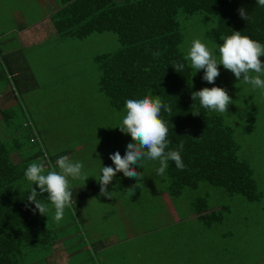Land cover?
Masks as SVG:
<instances>
[{
	"label": "rangeland",
	"instance_id": "1",
	"mask_svg": "<svg viewBox=\"0 0 264 264\" xmlns=\"http://www.w3.org/2000/svg\"><path fill=\"white\" fill-rule=\"evenodd\" d=\"M49 1L54 3V6H47L49 9L55 8L56 3L59 4L57 0ZM44 19L45 13L39 0H0V47L7 49L4 55L9 62L11 60L10 63L20 64L21 62L16 60L23 59L27 66L30 65L28 72L33 79L30 85L18 84L19 90L15 88L17 97H14L11 78L0 57V92L3 91L9 98V101L0 100V135L9 147L15 144V138L21 137V133L18 135L14 132L15 128L21 131L22 124L26 120V114L23 112L25 106L50 152L55 153L57 158L67 156L70 160L82 162L84 165L83 173L88 178L86 181L70 179L71 189L78 193L79 198H72V209H66L63 219L59 221L63 225H69L58 235H71L73 230H76V222H74L76 220H73V215L76 219L84 220L85 224L82 228L85 232H89L73 238L72 241L79 242L69 250L72 253L73 263L77 262L78 255H87L89 259L93 256H101V253L96 255L95 251L93 252L94 246L97 248L99 246L86 236L93 235L92 232L126 233V230L118 229L117 224L123 223L127 226V223L130 225L131 222L134 223L132 230L141 235L134 238L125 234L121 236L128 238V244L123 246L124 253H129L130 248L133 251H151L153 247L151 241H157L158 238L161 241L160 245L167 246L162 241L166 243L167 237L174 236V232L176 234L181 232L180 237L177 235L174 238L175 248L178 247L180 257L190 260L188 264L247 263L248 260L242 257L243 248L247 249V247L242 245L237 247V243L240 241L244 243L248 238L255 240V235L262 236L264 231V90L253 89L242 79L237 80L234 74L224 69L222 65L218 66L220 75L214 84L202 79L204 70L197 72L194 70V76L199 79L203 88L214 86L224 88L232 98V104L225 114L236 130V137L240 143L239 155L249 160L255 168L254 178L259 195L257 200H250L242 194H230L222 188L208 184H204L200 190L187 192L188 197L185 200L187 203H190L195 196L202 195L209 200L212 208L218 210L222 208L228 220L224 230H232L233 234L230 238L219 236V239L228 246L226 248L222 245L218 246V228L212 233L199 221L191 223L190 220L196 219L195 215L191 214L185 220L189 224H185L184 227L182 225L179 227L177 223L172 226L171 221H167L164 217L165 221L157 222L159 225L166 222L164 227L154 230L151 224L154 222L152 215L156 201L160 198L155 195L160 190L161 184V175L156 172L159 167L158 161H142L137 170L142 173L143 179L138 186L133 187L137 183L135 179L134 182H127L132 179L118 172L107 186L111 198L100 195L99 179L102 175V167H114L110 154L119 151L124 155L126 145L132 139L130 135L122 133L119 129L124 117L121 111L112 108L109 99L99 90L100 69L94 60L96 55L114 51L119 47L117 35L105 31L93 33L83 39L61 37L56 32L52 19L53 33L41 43L24 46L18 31H1V29L10 30L11 27H18L25 22L41 24ZM178 19L189 38L190 47L193 40L200 39L219 61V53L215 52L217 44L206 35L216 23L215 15L198 13L187 16L180 13ZM3 32L7 34L3 35ZM25 145L26 154L38 149L37 146H29L27 141ZM13 160L20 161V155L15 153ZM40 160L45 161L44 156H41ZM32 162L40 161L34 159ZM89 183L91 186L94 183L98 192L88 196L81 195L80 191ZM32 186L36 187L32 182L24 180L21 187ZM48 203L53 206L50 201ZM168 204H171L170 200ZM184 204L182 209L186 211ZM170 206L171 216L176 220V213L179 211L174 204ZM117 213L125 214L131 220L119 219L116 223L115 219H106V215L110 217L111 214L114 216ZM49 214L54 219V206L51 207ZM71 222L74 224H70ZM167 227H170L168 229L170 231H167ZM262 245L263 241L261 247ZM24 255V257L35 255L34 260L46 261L51 256V252L45 246L29 244L24 246ZM35 264L49 263L36 261ZM158 264H183V262L166 258L160 260Z\"/></svg>",
	"mask_w": 264,
	"mask_h": 264
},
{
	"label": "trees",
	"instance_id": "2",
	"mask_svg": "<svg viewBox=\"0 0 264 264\" xmlns=\"http://www.w3.org/2000/svg\"><path fill=\"white\" fill-rule=\"evenodd\" d=\"M57 1L60 8L54 14L53 22L61 37L83 39L105 31L117 35L120 45L116 50L94 57L100 69L99 90L109 99L112 108L120 110L124 116L125 101L146 94L158 95L171 107V114L162 111L161 116L169 121V148L177 149L183 143L181 156L186 167L179 170L174 162L169 161L166 173L160 177V190L155 196L165 193L172 200L179 211L177 215L180 222H176L179 227L189 224L185 220L191 214L196 218L190 220L191 223L199 221L212 233L218 228V246L226 248L228 244L219 238H230L233 231L224 230L228 220L222 208H212L209 200L202 195L195 196L187 203V192L200 190L204 184H208L230 194H242L250 200H257L255 168L249 160L239 155L240 143L228 116L206 110L198 99L193 101L191 98L196 88L203 87L199 79L195 78L190 61L185 60L190 43L178 17L180 13L187 16L198 13L215 15L216 23L206 35L216 42L215 52L219 53L223 39L233 31H239L264 44V7L256 4V0ZM240 8L246 10L250 19L245 21L240 17ZM156 51L162 53L159 58L153 56ZM261 60L264 61V57ZM4 63L11 70V66ZM174 63L184 64L183 71L177 72L172 67ZM25 71L28 73L25 83L30 85L32 75L28 70ZM16 90H19L18 84ZM23 112L26 120L22 130L15 128L14 132L18 135L21 133L29 146H37L38 149L26 154V141L21 137H16L15 144L9 147L0 135V264H16L28 242L44 245L56 237L50 223L38 210L34 211L35 205L27 200L32 187L21 186L27 180L24 172L32 160L43 163L47 172L58 158L47 148L25 106ZM15 153L20 155L21 160L18 162L13 160ZM41 156H44L45 161L40 160ZM34 188L39 192L38 186ZM95 188L94 183L92 186L89 183L80 193L88 196L98 192ZM71 191L72 198H79L77 192ZM38 198L44 200L47 207L50 206L46 200L47 193ZM160 201L161 198L156 201L153 216L157 222L165 221L164 217L171 221L170 209ZM182 204L186 211L182 209ZM73 216L74 222L79 225L81 219ZM169 228L167 231H170Z\"/></svg>",
	"mask_w": 264,
	"mask_h": 264
},
{
	"label": "clouds",
	"instance_id": "3",
	"mask_svg": "<svg viewBox=\"0 0 264 264\" xmlns=\"http://www.w3.org/2000/svg\"><path fill=\"white\" fill-rule=\"evenodd\" d=\"M256 4L264 7V0H256ZM238 13L245 21L250 19L244 8L238 9ZM162 53L153 52V56L159 58ZM219 61L215 58L212 50L201 42L200 39L192 41L185 60L190 61L191 68L195 72L204 70L202 79L209 84H214L220 75L218 66L231 71L237 80H243L252 86L253 89L264 90V44L242 35L239 31L223 39L219 46ZM177 72H182L184 64L174 63L172 66ZM253 73L255 75H253ZM193 101L198 99L202 108L226 113L232 104V98L227 91L221 87H204L199 91L191 93ZM126 114L122 119L119 129L122 133L131 136V142L127 143L124 155L119 151L110 154L114 167L103 166L102 175L99 179L100 195L111 198V193L107 186L118 172L129 179H135L138 186L143 179L142 173L137 169L142 161H158L159 167L156 169L158 175H164L169 167V161L175 163L179 170H184L186 165L183 162L181 152L183 143L177 149H170L169 145V121L162 118L161 113L171 114V107L164 103L162 99L151 94H146L140 98H130L125 101ZM199 115V113H193ZM84 165L79 161H72L67 156H61L55 161V165L45 174V166L41 162H32L24 172V176L32 185L39 188V192L32 186V190L27 200L35 205V210L39 214L46 216L49 209L39 199L47 193V199L54 206V219L59 222L63 219L65 210L70 209L73 204L71 180L84 179L87 176L83 173ZM58 169V170H57Z\"/></svg>",
	"mask_w": 264,
	"mask_h": 264
},
{
	"label": "crops",
	"instance_id": "4",
	"mask_svg": "<svg viewBox=\"0 0 264 264\" xmlns=\"http://www.w3.org/2000/svg\"><path fill=\"white\" fill-rule=\"evenodd\" d=\"M39 1L41 2L42 6H43L44 13H45V19L43 20V22L41 24H38L36 22H34V23L33 22H29V23L25 22V23L19 24L18 27H11L10 30L1 29V31H18L20 38L22 39V43L25 44L24 46H33L34 44L41 43L42 41H44L50 33H53V31H51L53 29V27L51 25L52 19L55 16L54 14L60 8V5L56 3L55 8L49 9V7H47V6H50V5L54 6L53 2H51L49 0H39ZM56 32H57V30H56ZM6 34H7L6 32L5 33L3 32V35H6ZM5 51H7V49L5 50V48L0 47V57H3V59L5 60L4 62H7V65L11 66L12 71L10 70V68H8L5 65L7 67L6 71L8 73V76L11 78V81H12L11 86H12V88H14V97H16V95H17V92L15 91L16 85L17 84H19V85L25 84V81L28 80L26 78V75L28 73L25 70L29 71L31 66L30 65L27 66L23 59H17L16 60V62H21L22 64L21 63L20 64L10 63L11 60L9 62L8 58H7V60L5 59V57H7L4 55ZM1 99H6L7 101H9L8 96L3 91L0 92V100ZM95 191H97V190H95ZM158 195L160 196L161 200L171 210L170 205L171 204L173 205V202L167 196V194L158 193ZM168 199L170 200L171 204H168V201H169ZM51 207H53V206H48L49 211H48L47 215L44 216V218L46 219L47 223H50L49 225L52 227V230L57 232L56 237L51 242L46 241L44 245L43 244H36V243H33L32 241L28 242V244H27V245H29V244L39 245L42 247L45 246L46 248H48L50 250L51 256L48 258V260L44 261V260H40V259L34 260L35 255H33L32 257H30V256L24 257L25 255L23 254V256L19 257V259H22V260L19 261V259H18L16 264H35L36 261H38V262L42 261L43 263L47 262L49 264H158L160 262V260H163L166 258L167 259H175V261L182 260L183 264H188L190 262V260H188L186 257H180V255L178 254V250H177L178 247L175 248V243H174V238L177 237L175 232H174V236L167 237L168 242L165 243L162 241V243L164 245H167V246L160 245L161 241L158 238L157 241H155V240L151 241V244L153 246L151 251H146V252L140 251V250L139 251H133L130 248L129 253H124L123 252V246H124V244H128V238H121V236L123 234H125L128 237L134 238L138 235H141L140 233H136L132 230L134 223L130 221L131 222L130 225L127 223L128 227L124 226L123 223L117 224V228L122 229L123 231L126 230L127 231L126 233H120L119 231H118L119 234H117V233H102V234H100V233L92 232L93 235L86 236L87 239L90 238L94 244H97L99 246V248L94 246L95 249H93V252L95 251L96 255H99L101 253V256H93L92 259H89L87 255L86 256L85 255H78L77 262L73 263V257L71 255L72 253L69 250H70L71 246H74V245L79 243L78 241H72L73 238L76 236H80L82 234H89V232L88 231L85 232V230L82 228V226L85 223H84V220L81 218L80 224L76 225L77 228H76V230H73V233L71 235H67V234L58 235V233L63 232L65 227H67L69 224L63 225V224L57 222L56 220H54L52 218V215L49 214ZM70 209H72V208H70ZM170 213H171V211H170ZM176 215H177V213H176ZM152 217H153L152 219L154 221L153 222L154 230L164 227V223H166V222H162L159 225L155 219V215L154 216L152 215ZM127 218L129 220H131L130 217H127L125 214H121V213H117L114 216H112V214H111L110 217H108L106 215V219H111V220L115 219V222L119 221V219L120 220L126 219V221H127ZM178 221L180 222L179 217L177 215L176 220H174L172 218L170 224H172V226H174L173 224H175ZM72 224H74V223H72ZM88 228L91 229L89 226H88ZM255 228H256V225L254 226V229ZM94 233H96V234H94ZM247 234H249V233H247ZM177 235H178V237L181 236V234H178V233H177ZM254 239L255 240L248 238L247 240L245 239L244 243L242 241L237 243V247L239 245L247 247V249L243 248L242 257H244L245 260H248V262L244 263V264H264V231L262 233V236H259L256 234ZM182 240L184 242V236L182 237ZM262 241H263V245L261 247ZM110 251H111V254H110ZM112 252H114V254H112Z\"/></svg>",
	"mask_w": 264,
	"mask_h": 264
}]
</instances>
